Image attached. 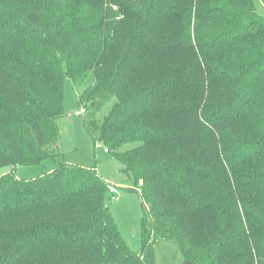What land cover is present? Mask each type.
I'll return each mask as SVG.
<instances>
[{"label": "trees", "instance_id": "trees-1", "mask_svg": "<svg viewBox=\"0 0 264 264\" xmlns=\"http://www.w3.org/2000/svg\"><path fill=\"white\" fill-rule=\"evenodd\" d=\"M66 79L133 176L143 250L121 238L95 169L60 162L0 175V264H154L156 239L184 264H264L257 0H0V167L60 155Z\"/></svg>", "mask_w": 264, "mask_h": 264}, {"label": "rangeland", "instance_id": "rangeland-1", "mask_svg": "<svg viewBox=\"0 0 264 264\" xmlns=\"http://www.w3.org/2000/svg\"><path fill=\"white\" fill-rule=\"evenodd\" d=\"M257 9L264 15V7L257 0ZM80 90L71 81L65 80L63 85L64 111L58 119L57 146L60 155L44 158L31 165L3 166L0 175L12 172L16 177L32 179L42 175L60 162L68 165L92 168L113 187V194L106 193V204L127 247L138 254L143 250L142 217L144 214L142 201L133 176L122 170L120 161L111 153L104 152V145L95 140L84 124V115L77 113L82 106L77 105V95ZM111 102L104 104L95 114V119H102L106 115ZM126 144L123 149L130 148ZM154 264H184L177 244L170 240L156 239L152 243Z\"/></svg>", "mask_w": 264, "mask_h": 264}, {"label": "built area", "instance_id": "built-area-1", "mask_svg": "<svg viewBox=\"0 0 264 264\" xmlns=\"http://www.w3.org/2000/svg\"><path fill=\"white\" fill-rule=\"evenodd\" d=\"M77 113H79V114H83V113H84V110L81 108L80 110L77 111ZM103 150H104V151H107L106 148H103ZM109 190H110L111 192H113V187H112L111 185H110V187H109Z\"/></svg>", "mask_w": 264, "mask_h": 264}, {"label": "water", "instance_id": "water-1", "mask_svg": "<svg viewBox=\"0 0 264 264\" xmlns=\"http://www.w3.org/2000/svg\"><path fill=\"white\" fill-rule=\"evenodd\" d=\"M185 264H188V262H185Z\"/></svg>", "mask_w": 264, "mask_h": 264}, {"label": "crops", "instance_id": "crops-1", "mask_svg": "<svg viewBox=\"0 0 264 264\" xmlns=\"http://www.w3.org/2000/svg\"><path fill=\"white\" fill-rule=\"evenodd\" d=\"M105 180V179H104ZM106 181V180H105ZM107 182V181H106Z\"/></svg>", "mask_w": 264, "mask_h": 264}]
</instances>
